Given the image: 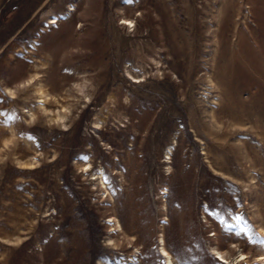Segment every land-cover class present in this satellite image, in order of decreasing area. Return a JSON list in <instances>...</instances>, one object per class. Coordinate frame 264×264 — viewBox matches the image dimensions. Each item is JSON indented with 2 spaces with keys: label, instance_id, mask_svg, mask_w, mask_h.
<instances>
[{
  "label": "rangeland",
  "instance_id": "rangeland-1",
  "mask_svg": "<svg viewBox=\"0 0 264 264\" xmlns=\"http://www.w3.org/2000/svg\"><path fill=\"white\" fill-rule=\"evenodd\" d=\"M160 235L264 264V0H0V264H166Z\"/></svg>",
  "mask_w": 264,
  "mask_h": 264
},
{
  "label": "bare ground",
  "instance_id": "bare-ground-1",
  "mask_svg": "<svg viewBox=\"0 0 264 264\" xmlns=\"http://www.w3.org/2000/svg\"><path fill=\"white\" fill-rule=\"evenodd\" d=\"M166 155H168V153L166 154ZM169 158H171L170 157V155H169ZM168 158V159H169ZM102 180V179H101ZM243 226V225H242ZM187 228V227H186ZM240 228V230H241V232H242V230H243V227H239ZM239 228H238V230H239ZM181 229V228H180ZM183 229H185V228H183ZM181 231V230H180ZM181 232H185V231H181ZM188 232H190V231H188ZM194 232V231H193ZM240 232V231H239ZM240 232V233H241ZM243 233V237H244V240H243V242L244 243H246V241H245V238H249L248 237V233L247 232H242ZM163 234V233H162ZM192 234H194V233H192ZM191 233H187L186 234V237L187 238H191ZM161 237L159 238V242H160V252H161V254H162V256L164 257V260H165V263L166 264H173L174 262H173V253L171 254V252H170V250H167V246H165V244H164V240L163 239H165V238H163L162 237V235H160ZM241 237V236H240ZM185 239H183V241H184ZM166 241V240H165ZM187 241V240H186ZM192 241V240H191ZM166 243V242H165ZM182 243V242H181ZM189 243V242H188ZM187 243V244H188ZM183 244V243H182ZM186 244V243H185ZM195 244H197V243H195ZM194 244V245H195ZM227 246H226V248H225V250H223L222 248H219L218 247V245H215V247H210V249L211 250H213L214 252H215V254L217 255V256H219V259H218V262L219 263H222V262H224V261H226L228 258H230L231 257V253H230V251H231V249L230 248H232V247H235V245L234 246H232L233 245V242L232 241H230V242H228L227 241ZM225 245V244H224ZM192 246V245H191ZM222 246V245H221ZM193 248V247H192ZM195 249V248H194ZM235 249V248H234ZM197 250V249H196ZM188 251V250H187ZM197 252V251H196ZM195 252V253H196ZM189 253V252H188ZM194 253V252H193ZM190 254V253H189ZM197 254H198V252H197ZM235 254L237 255V257L236 258H234L231 262H236V261H238V262H240L239 264H245L246 263V258H245V256H244V254H243V251L241 252V251H239L237 248H236V250H235ZM188 255V254H187ZM191 257V256H190ZM198 257V256H197ZM174 260H176V258L174 259Z\"/></svg>",
  "mask_w": 264,
  "mask_h": 264
}]
</instances>
